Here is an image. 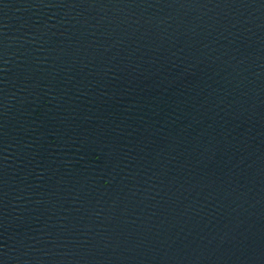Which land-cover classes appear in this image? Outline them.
Listing matches in <instances>:
<instances>
[{
  "label": "water",
  "instance_id": "water-1",
  "mask_svg": "<svg viewBox=\"0 0 264 264\" xmlns=\"http://www.w3.org/2000/svg\"><path fill=\"white\" fill-rule=\"evenodd\" d=\"M0 264H264V0H0Z\"/></svg>",
  "mask_w": 264,
  "mask_h": 264
}]
</instances>
